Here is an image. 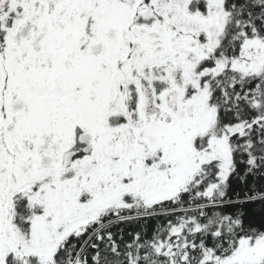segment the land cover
Instances as JSON below:
<instances>
[{
  "label": "snow or ice",
  "instance_id": "1",
  "mask_svg": "<svg viewBox=\"0 0 264 264\" xmlns=\"http://www.w3.org/2000/svg\"><path fill=\"white\" fill-rule=\"evenodd\" d=\"M0 264H264V0H0Z\"/></svg>",
  "mask_w": 264,
  "mask_h": 264
},
{
  "label": "trees",
  "instance_id": "2",
  "mask_svg": "<svg viewBox=\"0 0 264 264\" xmlns=\"http://www.w3.org/2000/svg\"><path fill=\"white\" fill-rule=\"evenodd\" d=\"M250 218L259 222L261 219V208L259 206L253 205L249 209Z\"/></svg>",
  "mask_w": 264,
  "mask_h": 264
}]
</instances>
